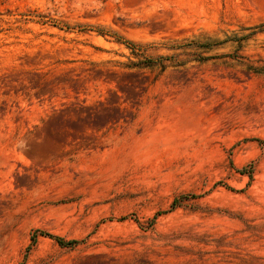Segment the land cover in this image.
Returning <instances> with one entry per match:
<instances>
[{
    "label": "rangeland",
    "instance_id": "1",
    "mask_svg": "<svg viewBox=\"0 0 264 264\" xmlns=\"http://www.w3.org/2000/svg\"><path fill=\"white\" fill-rule=\"evenodd\" d=\"M0 264H264V0H0Z\"/></svg>",
    "mask_w": 264,
    "mask_h": 264
},
{
    "label": "trees",
    "instance_id": "2",
    "mask_svg": "<svg viewBox=\"0 0 264 264\" xmlns=\"http://www.w3.org/2000/svg\"><path fill=\"white\" fill-rule=\"evenodd\" d=\"M260 27H248V28H243L241 29L242 32H248L247 34H234V36L232 37V39H230V41L232 43H234L236 45L237 48L242 47L245 40L249 39L251 36H253L256 31L259 29ZM258 32V31H257ZM250 70H252L255 73H261L262 69L257 68V67H249ZM57 241L59 243H61V241L59 239H57Z\"/></svg>",
    "mask_w": 264,
    "mask_h": 264
}]
</instances>
